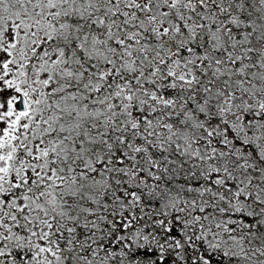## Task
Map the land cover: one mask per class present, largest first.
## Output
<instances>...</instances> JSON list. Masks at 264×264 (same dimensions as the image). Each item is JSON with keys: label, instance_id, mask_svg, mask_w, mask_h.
I'll use <instances>...</instances> for the list:
<instances>
[{"label": "snow or ice", "instance_id": "snow-or-ice-1", "mask_svg": "<svg viewBox=\"0 0 264 264\" xmlns=\"http://www.w3.org/2000/svg\"><path fill=\"white\" fill-rule=\"evenodd\" d=\"M0 264H264V0H0Z\"/></svg>", "mask_w": 264, "mask_h": 264}]
</instances>
